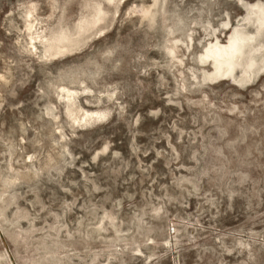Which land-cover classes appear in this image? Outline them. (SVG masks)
Segmentation results:
<instances>
[{
  "label": "rangeland",
  "instance_id": "374dc122",
  "mask_svg": "<svg viewBox=\"0 0 264 264\" xmlns=\"http://www.w3.org/2000/svg\"><path fill=\"white\" fill-rule=\"evenodd\" d=\"M259 9L0 0V264H264Z\"/></svg>",
  "mask_w": 264,
  "mask_h": 264
},
{
  "label": "bare ground",
  "instance_id": "6f19581e",
  "mask_svg": "<svg viewBox=\"0 0 264 264\" xmlns=\"http://www.w3.org/2000/svg\"><path fill=\"white\" fill-rule=\"evenodd\" d=\"M255 23L258 26H262L264 24V10L259 9V11L256 13ZM225 50L226 47L215 43V44H210L205 52L206 57L213 59L215 69L217 73L221 75L224 74L225 68L230 64V59H229L230 53L226 52Z\"/></svg>",
  "mask_w": 264,
  "mask_h": 264
}]
</instances>
